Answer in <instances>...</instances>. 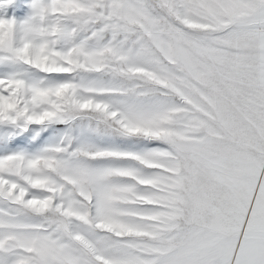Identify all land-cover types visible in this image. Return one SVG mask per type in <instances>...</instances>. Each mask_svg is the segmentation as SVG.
Listing matches in <instances>:
<instances>
[{"label":"snow or ice","instance_id":"snow-or-ice-1","mask_svg":"<svg viewBox=\"0 0 264 264\" xmlns=\"http://www.w3.org/2000/svg\"><path fill=\"white\" fill-rule=\"evenodd\" d=\"M0 264H264V0L0 15Z\"/></svg>","mask_w":264,"mask_h":264},{"label":"rangeland","instance_id":"rangeland-1","mask_svg":"<svg viewBox=\"0 0 264 264\" xmlns=\"http://www.w3.org/2000/svg\"><path fill=\"white\" fill-rule=\"evenodd\" d=\"M27 11V0H17V3L11 7L0 10V15L7 14L9 17L16 15L22 16Z\"/></svg>","mask_w":264,"mask_h":264}]
</instances>
